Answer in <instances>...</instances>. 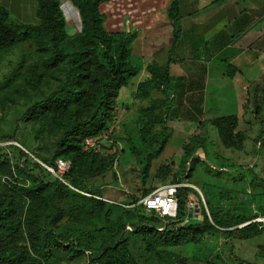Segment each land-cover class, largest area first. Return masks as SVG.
Instances as JSON below:
<instances>
[{"label": "trees", "instance_id": "trees-1", "mask_svg": "<svg viewBox=\"0 0 264 264\" xmlns=\"http://www.w3.org/2000/svg\"><path fill=\"white\" fill-rule=\"evenodd\" d=\"M70 2L81 19V29L74 34L65 30L59 0H37V21L33 22L10 21L9 9L0 4V53L33 39L43 67L64 72L62 76L52 71L59 81L56 89L34 102L25 115L38 123L40 130L59 135L53 156L41 159L55 169L58 158L69 161V170L61 176L71 185L38 162H30L18 147L21 157L16 162L0 158V171L11 180L5 182L7 191H0V264H56V250L65 252L69 261L86 255L88 264H144L133 251L136 241L161 264L184 263L188 255L208 263L257 264L236 253L235 239L245 240L264 232V221L258 219L264 216V193L207 184L201 188L204 197L197 196V217L189 215L195 190L187 185L178 188L174 218L148 211L137 202L152 190L147 180L153 160L172 137L170 120L197 122V129L202 121H208L225 147L241 149L245 130L250 127L244 121L250 105L253 116L264 122V75L249 83L242 81L236 113L206 119L205 64L203 75L192 78L175 71L172 53L164 64L132 60V42L139 31L167 23L177 26L178 0ZM229 67V75L239 72ZM28 71L26 82L39 87L42 70L32 63ZM131 84L134 97L148 103L126 115L123 129L128 124L131 130L126 126L123 135L115 128L117 103L120 90ZM154 91L163 96L153 97ZM111 127L105 139H122L129 155L138 158L141 182L133 202L147 214L137 206L123 207L98 198L102 196L98 189L87 190L85 186V180L103 175L114 166L118 150L109 151L103 143H97L100 149H85L84 142L89 137L104 136ZM203 146V137L195 134L183 145L178 171L174 172V158L170 156L158 165L154 176L162 182L171 178L181 183L180 172L187 167L189 179L199 161L196 152ZM3 153L0 147V155ZM42 172L54 178L47 179ZM65 217L88 226V238L77 233L80 226L75 230L73 226L70 230L60 226Z\"/></svg>", "mask_w": 264, "mask_h": 264}, {"label": "rangeland", "instance_id": "rangeland-1", "mask_svg": "<svg viewBox=\"0 0 264 264\" xmlns=\"http://www.w3.org/2000/svg\"><path fill=\"white\" fill-rule=\"evenodd\" d=\"M65 18V30L68 34H74L81 29V19L79 10L70 2V0H59ZM11 13L12 22H25L23 17H20L13 9L8 8ZM31 22L37 21V16L29 18ZM158 30L153 29V35ZM153 39V38H152ZM167 38H162V41H156L158 45H165ZM146 49L150 47L151 37L145 38ZM132 60L138 64V56L132 50ZM160 56V55H159ZM146 58L142 57L141 60ZM164 58L160 57V60ZM145 62V61H144ZM36 63L38 68L44 73V77L39 83V87L32 86L26 82L25 76H28L29 65ZM44 69V70H43ZM46 71V72H45ZM52 71L60 73L63 76L60 68H55L50 71L43 67L41 53L35 49L33 39L24 41L16 47L0 53V147L3 148V154L0 155L1 160L11 158L16 162L21 157L19 149H23L30 162H38L41 166L46 164L42 161V157L51 158L56 148V143L59 135L42 131L39 129L38 123L26 117V110L44 95L49 94L56 89L59 81L52 75ZM136 79H133L135 82ZM10 96L12 98H10ZM153 97H162L163 94L159 91L153 92ZM148 101L138 100L134 97V89L132 84L120 90L117 103L118 121L115 124L117 132L122 130L123 135H126V126L123 129V122H127L126 115L135 110L140 105H147ZM237 106L235 105L233 113ZM254 108V105H253ZM218 109H208L205 118H211ZM230 113L233 110H223ZM223 111H219L224 113ZM244 121L250 124V127L245 130L244 145L241 149L225 147L218 135L217 129L208 121H202V124L197 129V122L173 119L169 121L168 131L172 132V137L169 139L165 150L162 154L155 158L152 162L150 176L147 180V186L152 188L151 191L159 186L173 182L170 178L167 182H162L154 176L158 165L168 157L174 158V172L179 169V163L183 155V145L192 140L195 134L203 137L204 146L196 152L199 161L195 164L191 171L189 179L186 176L188 168L181 171V183L190 186L195 190L191 194V210L197 217L200 211L198 203V194L203 196L201 188L207 184L226 187L230 189H239L248 192L264 193V122L259 121L252 114V106L250 105L244 116ZM131 130V126H128ZM125 130V132H124ZM114 140V138H113ZM108 145L109 151L118 150L117 159L113 167H110L103 175L89 178L85 180V186L88 189H98L101 192L100 197L103 200L115 203L121 206H137V209L148 213L147 210L133 202L134 197L138 195V187L140 186V177L138 175L140 164L138 158L127 150V145L124 141L117 140L109 142L102 138L98 141L99 144ZM97 147L100 149V147ZM105 151V150H103ZM134 166L136 169H132ZM37 172V170H35ZM17 174V173H16ZM47 179H53L54 175L42 172ZM21 178V177H20ZM7 180V181H6ZM16 181V180H15ZM10 182L0 171V191H7L6 183ZM88 197L93 194L81 191ZM204 197V196H203ZM133 202V203H132ZM138 203V202H137ZM90 205V203H89ZM264 221V216L258 218ZM60 226L70 230H75L76 226H80L77 233L84 238H88L91 234L88 226L82 227L77 224L71 217H65ZM236 253L244 259L250 260L257 264H264V232L258 236L249 239H235ZM133 251L138 259L144 264H161L152 254L147 252L143 244L139 241L133 243ZM56 264H88L86 255L79 259L69 261L65 252L56 250ZM180 264H216L208 263L201 259H197L188 255L184 263Z\"/></svg>", "mask_w": 264, "mask_h": 264}, {"label": "crops", "instance_id": "crops-1", "mask_svg": "<svg viewBox=\"0 0 264 264\" xmlns=\"http://www.w3.org/2000/svg\"><path fill=\"white\" fill-rule=\"evenodd\" d=\"M0 4L25 20L37 16V0H0ZM178 16L177 26L167 23L137 33L132 50L138 62L164 64L172 53L175 71L192 78L203 75L205 64V114L209 108L233 110H215L213 115L232 114L235 105L238 110L242 81L264 75V0H178ZM153 29L158 30L155 35ZM147 36L151 37L148 50ZM164 37V46L156 44ZM229 66L239 72L229 75Z\"/></svg>", "mask_w": 264, "mask_h": 264}, {"label": "built area", "instance_id": "built-area-1", "mask_svg": "<svg viewBox=\"0 0 264 264\" xmlns=\"http://www.w3.org/2000/svg\"><path fill=\"white\" fill-rule=\"evenodd\" d=\"M111 132H112V127L109 128L107 134H104V136L99 135L95 137L86 138L84 142L85 149L96 148L98 141L103 137L108 138ZM44 166L51 172L56 173L57 174L56 176H58L61 180L69 184V182H67L61 176L62 173L69 170L70 168L69 161L62 158H58L56 160L57 169H55L53 166L48 164H44ZM181 185H185V184L174 183V182L163 184L158 188L154 189L153 191H151L149 194L141 197L138 200V203L142 204L148 211H152V210L156 211L162 217L174 218L177 216V212H178L177 193H178V188Z\"/></svg>", "mask_w": 264, "mask_h": 264}, {"label": "water", "instance_id": "water-1", "mask_svg": "<svg viewBox=\"0 0 264 264\" xmlns=\"http://www.w3.org/2000/svg\"><path fill=\"white\" fill-rule=\"evenodd\" d=\"M190 210H191V207H190ZM190 215V214H189Z\"/></svg>", "mask_w": 264, "mask_h": 264}]
</instances>
